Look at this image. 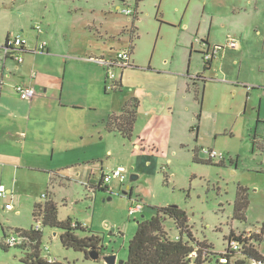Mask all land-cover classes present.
<instances>
[{"label":"rangeland","instance_id":"374dc122","mask_svg":"<svg viewBox=\"0 0 264 264\" xmlns=\"http://www.w3.org/2000/svg\"><path fill=\"white\" fill-rule=\"evenodd\" d=\"M7 35L24 37L28 48L36 36L46 42L49 36L63 49L66 43L72 46L80 58L101 55L108 60L128 48L132 67L113 70L116 89H104L105 69H97L104 77L96 99L98 113L116 104L121 110L138 89L142 111L165 106L172 115L162 137L156 135V126L145 127L144 116H138V122L136 116L129 140L106 131L101 140L96 134L78 133L76 139L81 142L83 137L87 144L82 156L94 172L90 184L95 191L63 178L50 182L46 173L18 180L10 188L12 200H0V244L5 242L3 231L7 235L35 229L40 221L32 216L34 204L52 201L59 221L79 222L89 232L78 235L98 236L103 250L97 260L85 258L61 245V230L42 227L41 257L66 264H106L104 257L114 255L115 264H123L136 222L148 220L155 207L173 205L185 211L193 237L211 245L210 253H224L229 245L224 238L232 231L264 255V0H0V70L7 59L6 70L15 77L16 62L3 55ZM229 39L238 41L239 48H226ZM205 43L209 54L218 48L207 70ZM75 58L67 61L73 68L86 73L95 69ZM85 120H79L74 131H93L91 121ZM139 130L147 142L143 151L133 147ZM195 150L199 160H208V150L222 159L198 163ZM96 162H102V170H95ZM119 167L127 175L123 186L112 180L108 189L96 188L102 173ZM131 175L139 178L131 182ZM3 184L6 189L0 172ZM238 185L248 189L249 207L242 222L232 220ZM129 189L131 197L139 198V192L143 199V210L134 217H128L129 196L122 193ZM6 203L11 210L4 209ZM164 228L171 239L177 238L172 220H165ZM28 251V244L0 247V264H23ZM215 258L207 255L205 264H214Z\"/></svg>","mask_w":264,"mask_h":264},{"label":"crops","instance_id":"0c3cea01","mask_svg":"<svg viewBox=\"0 0 264 264\" xmlns=\"http://www.w3.org/2000/svg\"><path fill=\"white\" fill-rule=\"evenodd\" d=\"M47 40V42L40 41L39 36H36L35 43L29 48L26 47L27 51L22 54V63L15 65V70H17L15 77H11L6 70V64L9 61L6 59L2 63L0 70V172L2 180L6 182V189L11 191L10 188H15L18 180L34 179L36 174L46 173L50 182L55 178H63L70 182H77L93 193L95 186L90 184V181L94 172L89 169L85 156H82L87 144L83 137L79 142L76 136L78 133L90 136L96 134L101 140L104 138L105 121L112 114L119 115L123 107L118 110V104H116L109 109L103 108L98 113L99 106L96 99L101 96L104 77L101 71L98 73L97 69H105L99 62L103 60L101 55L100 58L94 56L80 58L74 53L73 47L67 43L63 49L56 39L47 36ZM40 42L46 43V51L33 53V49ZM204 45L206 50H209V44ZM73 58L89 61L95 69L86 73V69L82 71L77 67L73 68L70 66L72 64L70 61L67 63ZM130 67H132V62ZM123 72L118 77V82L122 81ZM18 84H31L36 91L35 97L30 101L19 100L14 92V87ZM133 93L137 99H141L143 95L138 89H133ZM138 111L137 122L140 116H144L146 118L145 127L152 129L156 126V135L162 137L165 134V125L167 122L170 124L172 111L165 106H161L160 109L150 106L143 111L142 106H139ZM87 118L93 124V131L81 132L82 128L80 132L74 131L78 128L76 123L82 120L84 124ZM162 121L165 122L163 125ZM106 134L109 136L111 133L106 132ZM144 143H147L145 134L139 130L133 147L142 150ZM93 167L95 170L97 168L102 170V162H96ZM107 174L109 173H102L100 181ZM104 188L108 189L107 186ZM137 194L142 199L141 194L139 192ZM45 249L48 253V248L45 247Z\"/></svg>","mask_w":264,"mask_h":264},{"label":"trees","instance_id":"16d2710c","mask_svg":"<svg viewBox=\"0 0 264 264\" xmlns=\"http://www.w3.org/2000/svg\"><path fill=\"white\" fill-rule=\"evenodd\" d=\"M140 1L142 0H136V3ZM8 38L9 35L5 37V42ZM210 63L211 60L206 61L204 70L209 69ZM118 85L121 87L120 81ZM138 106L139 101L135 97L131 98L129 102L123 105L119 115L112 114L107 118L104 124L105 131L107 133H118L125 139H131ZM196 118L199 120L200 114ZM197 131L198 128L196 127V133ZM194 160L198 163L210 164L209 159L206 161L199 160L196 157V150ZM101 186L100 181L97 189L105 190ZM127 195H131V189H129ZM248 207V189L238 185L232 206V220L245 221V213ZM153 213L148 220L136 222V230L128 243L127 258L123 264H205L207 255L216 257L214 264L264 263V255L259 252L258 248L249 243L248 239L243 240L242 237L236 236L232 231L224 240L227 243L231 241L237 243L239 248L234 250L227 245L222 254L210 253L211 245H206L203 241L198 242L193 237L187 222V215L178 206L155 207ZM32 216L39 219L40 229L35 230L31 227L30 230L15 231L25 235L28 238V245L31 246V251H28L22 260L23 264H66L59 261H48L40 256L42 227L61 230L62 232L58 235L61 245L66 249L82 252L85 258H88V252L92 249L97 251L98 255L101 254L103 250L101 239L93 234L80 237L78 233L89 232V230L79 222H73L70 218L59 221L56 205L52 201L34 204ZM167 219L173 221L178 231L176 239H171L164 228V221ZM3 236H7L4 231ZM256 239L258 238L253 237L251 240L258 242ZM0 247L3 249L9 248L5 244H0Z\"/></svg>","mask_w":264,"mask_h":264},{"label":"built area","instance_id":"2783aa9c","mask_svg":"<svg viewBox=\"0 0 264 264\" xmlns=\"http://www.w3.org/2000/svg\"><path fill=\"white\" fill-rule=\"evenodd\" d=\"M122 13L126 16L131 14L130 10H123ZM34 31H36L37 35H40L42 32L39 26L34 27ZM27 41L24 37L17 35L15 37H9L8 40L3 45V55L4 58H10L14 60L17 64L22 63L23 57L22 54L27 51L26 46ZM226 48L236 50L239 48V42L234 39H229L225 44ZM46 51V43L40 42L33 49V53H44ZM218 51L217 47H214L213 52L209 54V50H206L204 53V59L206 61L211 60L213 55ZM105 68L106 72V90H114L117 87L116 76L113 72L114 69L123 70L124 68L130 67L131 65V53L128 48L122 49L117 53L115 58H111L108 60H100ZM15 94L19 97L21 101H30L35 97L36 91L35 88L31 84H18L14 87ZM208 156L209 160L217 159L221 161V154L216 153L213 150H208L205 152ZM125 170L123 168H118L114 171H111L109 174L104 175L102 177V187H106L112 180L118 181L120 185H124L126 177ZM42 197H45L42 195ZM12 200V193L5 189L3 185H0V200ZM4 209L11 210L12 206L9 203L4 205ZM143 210V204L138 197L129 196V205L127 207L128 217H134L136 214L141 213ZM40 229V223L37 224L35 230ZM4 244L8 247H22L28 244V238L23 235L21 232H14L12 234H7L5 237ZM229 246L236 250L239 248V245L233 241L229 243ZM46 251V249H45ZM48 261H53L47 257H45ZM252 264H264V263H252Z\"/></svg>","mask_w":264,"mask_h":264},{"label":"water","instance_id":"95a60500","mask_svg":"<svg viewBox=\"0 0 264 264\" xmlns=\"http://www.w3.org/2000/svg\"><path fill=\"white\" fill-rule=\"evenodd\" d=\"M137 180V176L136 175H131L130 176V181H136ZM123 194H127V191H124ZM88 258L91 260H97L99 258V255L97 253V251H95L94 249L90 250L88 252ZM105 263L106 264H115V256L111 255V256H106L104 257Z\"/></svg>","mask_w":264,"mask_h":264}]
</instances>
